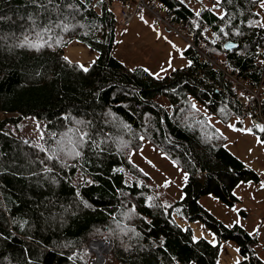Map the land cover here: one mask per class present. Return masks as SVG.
<instances>
[{
	"label": "trees",
	"instance_id": "1",
	"mask_svg": "<svg viewBox=\"0 0 264 264\" xmlns=\"http://www.w3.org/2000/svg\"><path fill=\"white\" fill-rule=\"evenodd\" d=\"M128 1L42 0L40 10L31 0H0V101L20 112L0 119V264H29L25 240L43 251L45 264L85 263L91 238L111 240L105 262L113 264H218L226 239L239 249L240 264H264L255 235L238 223L228 227L198 201L213 194L231 204L238 182L259 178L225 146L206 142L201 126H212L209 113L255 117L256 102L248 98L245 109L225 72L257 89L264 115L260 0H210L196 9L155 0L189 39L181 53L191 61L155 76L113 52L121 33L114 6ZM228 40L235 45L225 48ZM72 41L94 52L87 71L64 59ZM22 117L40 123L38 137L7 129ZM80 132L86 135L77 144ZM141 134L189 174L180 199L162 198L129 158ZM74 146L79 156L71 154ZM177 208L186 224L174 219ZM196 220L215 233L216 244L193 240Z\"/></svg>",
	"mask_w": 264,
	"mask_h": 264
},
{
	"label": "rangeland",
	"instance_id": "2",
	"mask_svg": "<svg viewBox=\"0 0 264 264\" xmlns=\"http://www.w3.org/2000/svg\"><path fill=\"white\" fill-rule=\"evenodd\" d=\"M185 1L188 6L193 9L199 7L200 2L209 4L210 0H182ZM125 4L115 5L114 10L117 13L118 25L121 11ZM140 9V10H139ZM139 12L132 15V19L128 21V24L120 25L121 33L119 35L118 44L114 49V54L122 59L126 64L133 66L135 64L144 65L151 72L161 75L166 73L160 72L161 64L156 61L157 58L164 61L162 55L154 48L153 44H147L143 39L135 40L133 33L139 32L141 35L149 36L154 42L159 40V36L176 41L177 39L183 40L182 36L185 34H179L176 31L168 30L164 27L162 21L155 17V12L139 8ZM264 11V10H263ZM143 17L142 20L149 25L151 30L135 29V26L129 27L135 16ZM264 17V16H263ZM168 30V31H167ZM179 30V29H178ZM128 31V32H127ZM129 33L127 35V33ZM131 32V33H130ZM133 32V33H132ZM124 33L128 36V41H125ZM159 35V36H158ZM173 35H176L173 37ZM133 39L135 41H133ZM65 56L68 59L79 61L81 64H87L94 55L92 49L71 42L65 48ZM182 52V51H181ZM93 53V54H92ZM182 54V53H181ZM209 60L217 65L219 62L214 58ZM160 64V65H159ZM164 105H167L165 97L159 99ZM241 105L245 100H237ZM261 111V110H260ZM262 113V111H261ZM263 114V113H262ZM20 112L14 110L10 106L0 101V119L6 117L19 116ZM264 117V115H263ZM241 119V124L236 123L237 119ZM190 119L186 117L183 120ZM249 116H230L228 119L223 120L214 114L209 113V120L212 126L208 129L206 126H201L202 138L206 142H211V145L218 146L223 145L229 149L233 154L239 157L247 166L254 169L258 173V180H242L235 192H238L236 199L231 204H226L221 201L217 196L213 194H204L198 198L200 204L207 209L211 214L220 219L225 225L236 223L239 221L246 231L256 236L257 242L254 244V248L261 259H264V187H261V182L264 181V138L261 137L258 129H251L247 131ZM230 125H232L230 127ZM7 129L23 138L29 136L38 137L40 133V123L33 118H20L16 123H8ZM141 143L137 149H133L129 152V158L141 167L149 176V183L159 192L160 196L165 198L169 202H174L183 196L182 185L185 181L184 173L185 169L181 164L163 150L158 148L147 135L141 134ZM164 181H168L167 186L164 185ZM232 189V193H235ZM236 194V193H235ZM174 219L181 221L184 219V215L180 209H175L173 213ZM193 228V236H203L209 239L215 237V233L202 221L196 220L191 222ZM256 229V231H253ZM104 239V238H103ZM91 240V239H90ZM89 241V240H88ZM88 244V242H87ZM86 244V250L89 252V258L87 262H77L73 259H68L64 264H90L94 251L98 248L95 243L90 245ZM26 248V256L29 264H45L42 260L43 251L35 247L31 242L24 241ZM235 243L231 239H226L221 242L220 255L218 257V264H232L234 260H237L239 255L235 248ZM105 251V250H104ZM106 252V255L109 253ZM104 264H113L112 262H105ZM179 264H198L195 261Z\"/></svg>",
	"mask_w": 264,
	"mask_h": 264
},
{
	"label": "built area",
	"instance_id": "3",
	"mask_svg": "<svg viewBox=\"0 0 264 264\" xmlns=\"http://www.w3.org/2000/svg\"><path fill=\"white\" fill-rule=\"evenodd\" d=\"M139 8L145 9L147 11L150 10L151 12L152 10L155 12H158L157 14H155V17L157 16L158 19L160 18L159 20L162 21L161 23H163L165 27H167L170 30L176 31L179 34L183 33L181 30H178V27L176 23L174 22V20H172L166 13H163V11L157 6V3L155 0H129L127 3H125V6L123 10L121 11V15L119 18V24L120 25L124 24V26L128 24V21L132 19V15H135L138 12ZM117 22H118V18H117ZM225 74H226V77H228L232 81V85L239 91V96L237 100L238 99L245 100L242 103V104L245 103L244 105L245 109L249 108L248 104L246 103V100L248 98L251 97L256 102L258 107L255 111V117L261 122L262 125H264V117L259 108V96H258L257 89L251 87L243 78L237 76L235 73L225 72ZM92 242L99 243L100 245L103 244V245L96 246L98 249L94 251L95 253L92 257L90 264L92 263L93 264H104V259L106 258V252H108V250H110L111 248V242L106 239L91 238V240L89 239L87 245H90V243ZM98 252L100 253L99 256H97ZM95 258H97V260L93 261Z\"/></svg>",
	"mask_w": 264,
	"mask_h": 264
},
{
	"label": "crops",
	"instance_id": "4",
	"mask_svg": "<svg viewBox=\"0 0 264 264\" xmlns=\"http://www.w3.org/2000/svg\"><path fill=\"white\" fill-rule=\"evenodd\" d=\"M133 26H135L136 30L137 29L151 30L149 25L146 24L145 21L142 20L141 17H139L137 15L134 17L131 24L128 25L127 29H129V27L131 28ZM126 33H124L123 35H124L125 41H128L127 35L129 33H127V35H126ZM175 36L176 35H173V37H175ZM133 37L135 38V40L143 39L145 42L147 41L146 42L147 44L152 43L154 48L158 51V53H160L162 55L161 57L164 59V62H165L164 66L165 67H163V68L168 70V71L173 69L174 67L184 66L188 63V60L181 54V51L185 47H187L190 43L189 39L186 36H182L183 40L177 39L175 42L171 41V37L168 40V39L163 38L161 36H159V40L157 42H154L150 39L149 36L141 35L139 32L133 33ZM135 40L133 39V41H135ZM173 45H175V47H173ZM249 119L250 120L247 121L248 122V128L249 129H253V128L258 129V132L260 133L261 137L264 138V132H262V128L257 127V125H261V124L253 121V119L251 117H249ZM238 185H239V183H237L233 187L234 192H235V189L238 187ZM235 193H234V195L236 196L238 192H235ZM180 223L186 224V222L184 220H181ZM219 255H220V253H219ZM238 259H240V256L238 257Z\"/></svg>",
	"mask_w": 264,
	"mask_h": 264
},
{
	"label": "snow or ice",
	"instance_id": "5",
	"mask_svg": "<svg viewBox=\"0 0 264 264\" xmlns=\"http://www.w3.org/2000/svg\"><path fill=\"white\" fill-rule=\"evenodd\" d=\"M31 2H32V4H33L36 8H38V9H40V10H43V9H44V3L42 2V0H31ZM46 2H47L48 4H51V0H46ZM216 6H218V5H216ZM59 7L62 8V7H65V5L61 4ZM66 7H67L68 9H71V10L75 11V12L80 11V8H81L80 5H76V4H67ZM260 7H261V8H264V0H260ZM56 10L59 11V8H57ZM218 14H219V15H223V13H218ZM2 19H4V18H3V17H0V20H2ZM30 19H32V17H30ZM141 19H143V17H141ZM249 23H255V21H250ZM65 27H67V25H65ZM260 27H261V28H264V23H261V24H260ZM213 35H215V33H213ZM27 41H28V37L25 36L24 39H23L22 41H20V43H25V42H27ZM223 46H224L225 48L229 47L228 44H224ZM173 47H175V45H173ZM258 51H260V49H258ZM261 55H264V51L261 52ZM64 59L67 60L68 58L65 57ZM76 63H77L78 66L81 67L84 71H87V67H86L85 65L81 64L79 61H77ZM188 63H191V61H188ZM260 63H264V60H261ZM144 71H145V72H150V70H149L148 68H144ZM160 72H164V68H161V69H160ZM150 74H151V75H154V76L156 75V73H150ZM192 107L195 108V104H193ZM231 126H232V125H230V127H231ZM257 127H261L262 130H264V125H257ZM246 130H247V131H250L251 129H246ZM69 131H71V129H70ZM77 131L79 132V130H77ZM85 135H86L85 133L80 132V133H79V137H80V139H79L76 143H77V144H79V143H83V139H84ZM262 142H264V141H262ZM70 143H71V141H70ZM95 146H96V145H94V147H95ZM37 147H41V145L37 144ZM71 154H74V155H76V156H79V155H80V152H79V151H75V146H74V148H73ZM48 158H49V159H52L53 157H52V156H49ZM47 170H48V169L45 168V171H47ZM119 171H122V169H119ZM188 175H189V174H188L187 172L184 173V179H185V180L188 179ZM92 182H93V181H91V180L88 181V183H92ZM167 183H168V181H164V185H165V186H167ZM261 187H264V181L261 182ZM77 195H79V193H77ZM85 203H87V202L85 201ZM236 223H239V221L237 220ZM228 227H231V224H229ZM253 231H256V229H253ZM136 234L138 235V233H136ZM250 234H251V233H250ZM201 236H203V233L201 234ZM199 238H200V237L193 236V240H196V239H199ZM209 242L212 243V244H216V243H217V241L215 240V238H212ZM237 251H239V249H237ZM243 258H244V259H247V257H243ZM232 264H240V261H239L238 259H237V260H234V261L232 262Z\"/></svg>",
	"mask_w": 264,
	"mask_h": 264
},
{
	"label": "water",
	"instance_id": "6",
	"mask_svg": "<svg viewBox=\"0 0 264 264\" xmlns=\"http://www.w3.org/2000/svg\"><path fill=\"white\" fill-rule=\"evenodd\" d=\"M224 44H228L229 45V47H227V48H231V47H233L235 44H234V42H232V41H230V40H228V41H226ZM256 123H258V120H256V119H253Z\"/></svg>",
	"mask_w": 264,
	"mask_h": 264
},
{
	"label": "bare ground",
	"instance_id": "7",
	"mask_svg": "<svg viewBox=\"0 0 264 264\" xmlns=\"http://www.w3.org/2000/svg\"><path fill=\"white\" fill-rule=\"evenodd\" d=\"M100 239H103V238H100ZM104 239H106V240H109L110 242H111V240L110 239H108V238H104ZM94 245H99V246H101V245H103V244H99V243H95ZM103 247H105V246H103ZM98 255L97 256H99L100 255V253L98 252L97 253ZM97 260V258H95L93 261H96ZM93 264V263H92Z\"/></svg>",
	"mask_w": 264,
	"mask_h": 264
}]
</instances>
